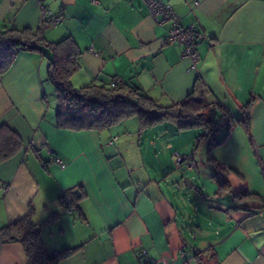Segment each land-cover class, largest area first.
<instances>
[{
  "label": "crops",
  "instance_id": "1",
  "mask_svg": "<svg viewBox=\"0 0 264 264\" xmlns=\"http://www.w3.org/2000/svg\"><path fill=\"white\" fill-rule=\"evenodd\" d=\"M160 1L198 28L195 68L181 44L163 42L170 23L155 22L143 0H0V24L41 28L48 42L71 37L79 50L74 87L119 79L163 106L192 95L240 115L252 98L240 142L227 156L230 138L211 150L228 189L213 170L201 187L178 182L184 169H198L177 165L176 153L194 159L190 144L204 128L141 129L137 118L134 128L131 117L102 130L57 126L50 52L41 46L21 50L0 77V127L22 142L0 162V228L29 214L42 224L48 252L74 249L59 264H264V202L233 208L232 199L264 195V0ZM199 143L207 153L208 140ZM70 192L68 211L61 196ZM0 264H29L20 241L0 242Z\"/></svg>",
  "mask_w": 264,
  "mask_h": 264
},
{
  "label": "trees",
  "instance_id": "2",
  "mask_svg": "<svg viewBox=\"0 0 264 264\" xmlns=\"http://www.w3.org/2000/svg\"><path fill=\"white\" fill-rule=\"evenodd\" d=\"M41 46L48 48L50 52L47 80L53 86L57 97V126L74 130H102L121 119L136 117L141 129L165 121L175 123L179 129L204 128L205 132L198 136L197 143L208 140L207 154L215 167L214 176L221 188L228 189L227 181L217 173L223 166L211 154L213 147L221 145L229 138L232 124L230 114L218 102H207L189 95L180 102L163 106L134 84L118 83L111 86L110 82L93 81L81 87H74L70 76L79 67V50L76 43L71 37L48 42L41 28H16L0 24V77L10 70L21 50L40 49ZM251 103L252 98L243 106L241 117L238 119L245 129L248 128ZM215 106L221 112L213 110ZM221 126H226L227 132L218 140L213 132ZM21 144V139L15 132L7 126H1L0 162L14 155ZM70 194L71 196L68 195L72 205V193ZM232 199L233 208H240L242 202L247 199H259L264 202V195L240 191L234 193ZM41 228L42 224L33 222L28 214L0 228V242L20 241L29 264H59L60 260L70 255L74 249L48 252L41 240Z\"/></svg>",
  "mask_w": 264,
  "mask_h": 264
},
{
  "label": "built area",
  "instance_id": "3",
  "mask_svg": "<svg viewBox=\"0 0 264 264\" xmlns=\"http://www.w3.org/2000/svg\"><path fill=\"white\" fill-rule=\"evenodd\" d=\"M149 9L150 15L157 23L169 22L170 26L167 34L163 38L164 43H179L182 45L181 57L187 58L190 61V67L195 68L200 61V55L197 50V38L199 30L196 26H184L180 22L179 16L175 13L172 6L169 3L162 2L160 0H143ZM197 5V2H195ZM61 21L60 16L52 17L49 21L50 25H56ZM44 24V22L42 23ZM120 83L119 79L112 80L111 86H115ZM215 111H220L217 106L213 108ZM221 112V111H220ZM214 113V112H213ZM213 116V114H211ZM176 164L182 165L185 168H195V161L192 154H180L176 153ZM57 163L60 167H65V163L57 158ZM61 202L66 210H71V199L68 195L64 194ZM165 264V263H154Z\"/></svg>",
  "mask_w": 264,
  "mask_h": 264
},
{
  "label": "rangeland",
  "instance_id": "4",
  "mask_svg": "<svg viewBox=\"0 0 264 264\" xmlns=\"http://www.w3.org/2000/svg\"><path fill=\"white\" fill-rule=\"evenodd\" d=\"M49 86H50V84L49 83H47ZM241 117V115L240 114H237V113H233V112H230V118H231V121H232V124H231V131H230V136H229V140H228V143H226V144H228V145H225L226 147H222V152H223V156H227L228 155V151H227V149H229L230 148V146H232V145H234V144H238L239 142H240V136L238 135V133L240 132V131H243L242 129H240V126H238V123H239V121H238V119ZM128 120V122H129V124L130 125H128L129 127H131V125L135 128L136 127V125H137V119H136V117H131V119H127ZM172 124V122H170V121H165L164 123H163V127H165V126H173V125H171ZM192 129H190V131H185V132H193L194 131V129H193V131H191ZM196 130V129H195ZM166 132V131H165ZM226 132H227V129H226V126H221L220 128H218L217 130L215 129V131L213 132V135H214V137H215V139H221L225 134H226ZM244 132V131H243ZM166 134L167 135H170V133L169 132H166ZM176 134L178 135V136H182V135H180V133H179V131H176ZM123 135V134H122ZM166 137H168V136H166ZM132 138H136V136L134 135ZM168 139L169 140H171V138H169L168 137ZM178 140V139H177ZM180 140V139H179ZM181 143H182V145H184L185 143L183 142V141H181ZM164 146H165V150H168L169 148L167 147L168 145H169V142L168 143H166V142H164V144H163ZM167 145V146H166ZM135 149V148H134ZM133 148H130V150L132 151V152H135V150H134ZM130 151V152H131ZM190 151H195L196 152V154H195V156H194V159H195V163H196V165H197V169H198V171L196 170V171H194V170H192L193 172H188V171H186L185 169L183 170V172H181V174H180V176H179V178H178V182H180V184H182V186H183V188L184 189H188V187L186 188L185 186H184V181H185V178H188L192 183H194V185L196 186V187H201V185H200V180H199V178L201 179V180H203L204 182H206L207 183V178H206V176H207V171H209V170H213V171H215L214 170V165H213V163L211 162V161H209V159H208V154L205 152V150L204 149H201V147H200V143L198 142L197 143V141L196 140H194L193 139V142L190 144ZM182 153V152H181ZM180 153V154H181ZM206 153V154H205ZM213 155V154H212ZM213 168V169H212ZM182 170V169H181ZM224 173L225 174H229L230 173V171L228 170V169H225V171H224ZM191 175H194V179L193 178H190V176ZM221 189H223V188H221ZM223 192V191H222Z\"/></svg>",
  "mask_w": 264,
  "mask_h": 264
},
{
  "label": "water",
  "instance_id": "5",
  "mask_svg": "<svg viewBox=\"0 0 264 264\" xmlns=\"http://www.w3.org/2000/svg\"><path fill=\"white\" fill-rule=\"evenodd\" d=\"M190 180L188 179V178H185V181H184V184H185V186H191L192 184H191V182H189ZM74 192L75 193H77V190H74Z\"/></svg>",
  "mask_w": 264,
  "mask_h": 264
}]
</instances>
